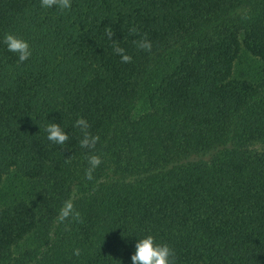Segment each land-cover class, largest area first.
Segmentation results:
<instances>
[{"label": "trees", "instance_id": "16d2710c", "mask_svg": "<svg viewBox=\"0 0 264 264\" xmlns=\"http://www.w3.org/2000/svg\"><path fill=\"white\" fill-rule=\"evenodd\" d=\"M149 234L176 264H264V0H0V264H131Z\"/></svg>", "mask_w": 264, "mask_h": 264}, {"label": "clouds", "instance_id": "9594fccd", "mask_svg": "<svg viewBox=\"0 0 264 264\" xmlns=\"http://www.w3.org/2000/svg\"><path fill=\"white\" fill-rule=\"evenodd\" d=\"M72 0H40V6L42 8L58 7L61 11L71 9ZM131 31H135L132 29ZM108 38H113V33L108 32ZM2 43L6 47V50L10 53L16 54L18 62L23 63L32 56V48L29 42L15 34L5 33ZM137 48L150 52L152 49L151 41L142 39L136 42ZM116 55L120 56L121 63H130L132 56L127 54L125 49L116 45L113 48ZM73 127L79 128L83 133V138L79 141L81 148H94L99 140L98 136L91 135L87 130L89 123L86 119L79 117L75 120ZM47 133V139L53 144L64 145L69 139V133L60 126L58 123H49L45 127ZM89 168L86 175L91 179L92 172L101 164V158L97 155H92L88 158ZM69 216L73 219L79 220L80 213L73 211V203L71 200H67L64 206L60 210L58 220L63 221ZM134 253L130 257L131 264H176V254L173 248L167 243H157L154 236L151 234L137 238L134 244ZM74 255H79L80 250L74 249Z\"/></svg>", "mask_w": 264, "mask_h": 264}]
</instances>
